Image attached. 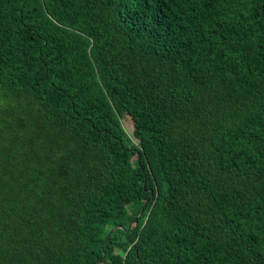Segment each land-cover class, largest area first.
Listing matches in <instances>:
<instances>
[{
	"label": "trees",
	"instance_id": "obj_1",
	"mask_svg": "<svg viewBox=\"0 0 264 264\" xmlns=\"http://www.w3.org/2000/svg\"><path fill=\"white\" fill-rule=\"evenodd\" d=\"M0 264H264V0H0Z\"/></svg>",
	"mask_w": 264,
	"mask_h": 264
},
{
	"label": "water",
	"instance_id": "obj_2",
	"mask_svg": "<svg viewBox=\"0 0 264 264\" xmlns=\"http://www.w3.org/2000/svg\"><path fill=\"white\" fill-rule=\"evenodd\" d=\"M116 227H117V226H114L113 228H111V229L109 230V233H110L112 230H114Z\"/></svg>",
	"mask_w": 264,
	"mask_h": 264
}]
</instances>
